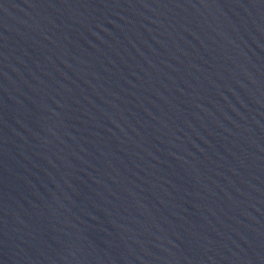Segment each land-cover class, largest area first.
Here are the masks:
<instances>
[{
	"label": "water",
	"instance_id": "obj_1",
	"mask_svg": "<svg viewBox=\"0 0 264 264\" xmlns=\"http://www.w3.org/2000/svg\"><path fill=\"white\" fill-rule=\"evenodd\" d=\"M0 264H264V0H0Z\"/></svg>",
	"mask_w": 264,
	"mask_h": 264
}]
</instances>
